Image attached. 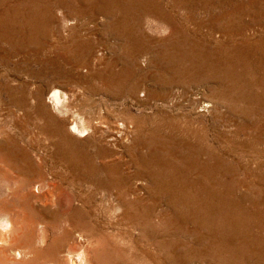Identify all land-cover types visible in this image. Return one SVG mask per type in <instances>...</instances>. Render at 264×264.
Wrapping results in <instances>:
<instances>
[{"label": "rangeland", "instance_id": "374dc122", "mask_svg": "<svg viewBox=\"0 0 264 264\" xmlns=\"http://www.w3.org/2000/svg\"><path fill=\"white\" fill-rule=\"evenodd\" d=\"M170 1L162 0L161 4L179 26L180 36L171 35V31L161 23L158 25L159 21L155 19H143L140 24L126 19L123 25L131 30V39L139 40L142 44V55L147 63L142 66L148 74L155 72V64L161 65L165 72L169 70L162 60L150 62L154 57H151V53L162 50V56H165L172 51L169 47L176 41H188L186 48L207 54V59H199L201 65L194 72L191 83L171 86L173 95H176L177 89L182 88L187 90L189 95L190 92L193 93L192 96L197 93L201 98L200 106L197 110H190L188 100L182 99L179 104L172 102L170 107V99H160L152 92L140 106L131 99L127 100L130 103L125 116L134 115L140 119L143 117L151 128L159 126L161 136L170 134L187 137L195 145V154L201 162L214 163V168L209 167L207 170V179L204 176L199 178L200 183L207 185V197L205 198V194L199 190L196 195L200 204L207 201V227L200 223V219L181 220L177 215V202H171L167 196L150 191L146 187V181L141 182L144 186L140 193H132V197H138L140 201L132 203L130 210L134 213L131 220L122 218L118 212L113 211V207H104V204L99 202L84 206L75 199L78 195L72 196L71 187L77 184L85 190V183L82 180H73L68 173L65 176L60 169L53 167L47 152L42 150L47 144L45 138L42 139L44 135L39 133L33 120L30 121L24 116L22 109H19V99H7L5 96L6 87L21 94L17 98L28 97L23 92L31 91L34 87L37 88L34 94L43 95V98H49L52 91L60 89L67 93L70 115L79 113L90 116H96L103 107L124 101L125 99H111L108 91L101 88L103 82L92 78L99 69L105 72L110 69L115 52L116 43L113 38H109L111 34L108 29L109 24L114 22L105 17L92 24H85L77 32L81 38L94 46L106 40H109V43L102 42L97 45L99 52L103 53L101 58L95 64L84 63L85 67L78 72L80 77L73 83H76V86L66 85L65 82L56 83L59 73L64 75L76 71L80 63L74 62L67 49L61 50L54 39H51L50 46L42 52L40 50L37 53H26L27 58L20 55L19 58L8 60L3 55L0 62V206L20 205L26 212L33 208L56 211L69 204L76 208L78 206L83 212L91 208L94 218H99L97 221L102 230L99 240L101 248L103 241L112 244L110 258L129 263L128 261L132 262L138 255L136 257L140 264H172L168 251L155 247L148 239L150 237L142 233V227L136 225L141 220H138V215L135 214L154 208V213L161 212V217H166L160 219L162 223H158V228L165 235L166 241L179 243L178 253L186 250L187 245L193 246L191 251L194 254L207 251L210 254L207 264H264V88L256 85V80L264 79V0H197L194 2V8L186 11L180 7L172 9ZM66 33L67 31H63V36L69 37ZM75 41L79 42V39ZM185 42L181 44L182 48ZM4 46L6 47L5 43ZM213 58L225 60L229 66L209 68L208 62ZM42 70L46 72V76L37 74ZM28 74L31 75L32 81L26 78ZM222 74L230 77L238 95L234 90L231 92L234 97L241 99H216L219 97L216 94L224 92L222 88L231 84L227 79L225 81L220 77ZM215 102L219 103L220 108L206 110L208 107L212 109L211 106H206L208 103L212 105ZM53 104L52 100L47 101V106L53 113L63 119L64 106H60L58 110ZM4 148L11 152L17 149L16 152L27 153L29 162H33L32 170L28 173L22 171L24 163L3 156L1 151L5 150ZM211 149L221 155L220 162L213 159ZM129 159L127 152L124 151L123 155V152L119 151L111 161L128 162ZM125 167L131 171L134 169L131 161ZM51 172L54 175L50 174ZM219 172H222L221 176L218 175ZM42 182L44 184L39 190L36 188L37 183ZM27 184L37 198L30 199L25 205L21 202V196L25 192L22 189L27 187ZM14 191L18 193L14 194ZM105 210L106 212H103ZM153 218L156 219L157 216ZM222 218L234 224L233 232L222 225ZM53 223L55 221L51 225ZM54 229L58 230L60 226L49 227L48 233L53 234ZM152 240L155 241L153 237ZM233 249L235 253H232ZM110 258L108 259L111 260ZM112 263L113 261H109L108 264Z\"/></svg>", "mask_w": 264, "mask_h": 264}, {"label": "bare ground", "instance_id": "6f19581e", "mask_svg": "<svg viewBox=\"0 0 264 264\" xmlns=\"http://www.w3.org/2000/svg\"><path fill=\"white\" fill-rule=\"evenodd\" d=\"M196 1L171 0L170 6L172 9L185 8L186 11L193 9ZM161 3L162 0H0V62L3 55L9 60L19 58L20 55L27 58L25 54L30 51L42 52L50 46L51 39H54L61 50L67 49L74 62L80 63L76 71L64 75L59 73V80L56 83L65 82L66 85L76 86V83H73L80 77L78 72L85 67L84 63L95 64L101 58L102 52H99L97 45L102 42L109 43V40H106L94 46L81 38L80 33L77 34L79 28L103 17L112 20L114 24L108 26L111 34L109 38L115 40L116 47L110 69L106 72L99 69L92 78L103 82L101 88L108 91L111 99L125 100L103 107L96 116L79 113L70 115L66 100L67 93L60 89H53L49 98L46 96L43 98V95L36 96L34 94L36 87L31 91L23 92L28 97L17 98L21 94L10 87H6L4 93L7 99H19L17 101L19 109H22L24 116L30 121L33 120L39 133L44 135L42 139L45 138L47 144L43 145L45 149L43 147L42 150L47 152L53 167L60 169L63 175L66 176L68 173L73 180L78 179L85 183L84 185L87 186H83L85 190L76 183L71 187L72 196L84 197L75 198L84 206L99 202L104 204V207L110 209L113 207V211L118 212L122 218L131 220L134 213L130 210L132 203L140 201V198L132 197V193L135 191L140 193L144 186L141 182L146 181V187L150 191L167 196L171 202H177V215L181 220L200 219V223L207 227V201L205 204H200L196 195L199 190L205 194V198L207 197V185L200 183L199 178L204 176L207 179V170L209 167L214 168V163L201 162L195 154L197 152L195 145L187 137L170 134L161 136L159 126L151 128L143 117L140 119L134 115L125 116L130 103L127 100L131 99L140 106L152 92L160 99H170L168 100L170 107L174 102L179 104L180 100L185 99L188 100L190 110H197L201 103L197 93L192 96L193 93L190 92L189 95L183 88L177 89L176 95H173L171 86L191 83L194 72L201 65L199 59L201 61L207 59V54L200 53L197 49L186 48L188 41H176L169 47L172 51L165 56H162V50L151 53V57H154L150 62L162 60L169 70L165 72L161 69V65L155 64L157 66L155 72L148 74L142 66L147 64L142 55V44L139 40H132L131 30L123 25L126 19H132L140 24L143 19L148 18L153 21L158 20V25L162 24L168 28L174 37L180 36L179 26ZM63 31H67L69 37H64ZM66 39L71 42H67ZM76 39H79V42L75 41ZM183 42L185 43L182 48ZM95 48L98 50L95 51ZM211 66L225 68L229 65L225 60L213 58L208 62V67ZM37 74L46 76L44 70L38 71ZM30 76L26 78L32 81ZM220 77L225 81L227 79L231 84L226 88L223 87L224 92L216 94L219 95L216 99H241L233 96L231 91L234 90L235 94L237 92L230 77L226 74ZM256 85L263 89L264 79L256 80ZM84 87L88 88L87 85ZM51 100L55 109L59 110L60 106H64L63 119L57 117L56 113L47 106V101L51 102ZM208 104L206 106L212 107V109L208 107L206 109L208 111L220 108L218 102ZM68 116L70 117L67 118ZM16 150L11 152L5 149L1 153L8 159L21 160V164L24 163L21 170L28 173L32 170L33 162H29L27 153ZM119 151L123 152V155L124 151L129 154L128 162L131 161L134 167L132 171L125 167L127 161L120 160L117 163L115 160L111 161ZM211 152L213 159L220 162L221 155L214 149H211ZM40 159L39 157V161ZM218 175L221 176L222 172ZM37 184L36 188L40 190L44 183ZM22 190L25 192L20 195L21 202L25 205L30 199L37 198L28 184ZM15 192L17 191H14V194ZM8 206L9 204L0 206V264H108L109 261H113L112 264H140L136 257L138 255L132 258V262L128 261L129 263L110 258L112 245L110 243L103 241L101 248L99 240L102 237L100 236L102 230L97 221L99 218L97 220L94 218L91 208L83 212L78 206L76 208L69 204L56 211L33 208L26 212L25 208H20V205ZM146 210L148 211L145 213L135 214L138 215L137 219L141 220L136 225L142 227V233L150 237L148 239L155 247L168 251L172 264H207L210 254L205 250L194 254L191 251L193 246L186 245L187 249L178 253L179 243L166 241L165 235L158 228V223H162L160 219L166 217L162 218L161 212L154 213V208ZM262 210L264 212V208ZM114 213L110 215L113 216ZM53 221L55 223L52 225L60 226V229H54L53 234H49V227H53L51 225ZM220 221L224 227L233 232L235 226L231 221L225 218ZM232 253H235L234 249Z\"/></svg>", "mask_w": 264, "mask_h": 264}]
</instances>
